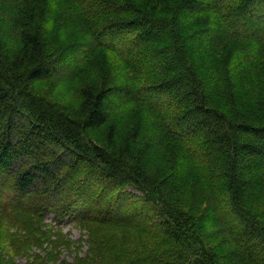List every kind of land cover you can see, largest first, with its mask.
Segmentation results:
<instances>
[{"label": "trees", "instance_id": "trees-1", "mask_svg": "<svg viewBox=\"0 0 264 264\" xmlns=\"http://www.w3.org/2000/svg\"><path fill=\"white\" fill-rule=\"evenodd\" d=\"M54 11L78 19L89 52L109 53L75 106L34 89L55 74ZM84 162L101 191L130 185L159 207L156 228L180 250L149 264H222L234 252L182 207L186 164L223 189L238 219L228 246L264 264V227L246 206L248 173L264 166V0H0V198L10 185L14 206L64 217L90 189L77 178ZM108 203L74 218L148 223Z\"/></svg>", "mask_w": 264, "mask_h": 264}, {"label": "rangeland", "instance_id": "rangeland-1", "mask_svg": "<svg viewBox=\"0 0 264 264\" xmlns=\"http://www.w3.org/2000/svg\"><path fill=\"white\" fill-rule=\"evenodd\" d=\"M58 4L62 6L61 1ZM48 34L47 53L53 51L58 55L55 74L36 82L34 89L53 101L75 106L79 102L81 83L90 78L98 66L106 65L109 53L96 46L89 52L95 43L78 19L67 18L57 11L50 17ZM83 40L86 42L82 43ZM206 170L196 164L183 166L181 174L186 192L180 194L182 207L199 216L206 232L218 233L216 240L222 242L225 251L232 247L234 252L223 256L222 264H248L235 246H228L231 236L228 228L238 219L228 212V199L221 198L223 189L203 177ZM92 174L91 167L84 162L77 178L88 180L90 189L87 186L79 193L73 212L64 217H55L54 211L34 217L14 206L8 185L0 198V264H149L147 257L161 258L180 250L156 228L159 207H152L130 185L118 191L103 192L96 187L97 179L94 180ZM248 179L246 206L264 227V166L251 170ZM117 194L119 198L113 196ZM63 197L64 194H59L58 199ZM206 199L209 200L207 205L204 204ZM109 201L129 205L133 212L147 217L148 223H128L124 214L116 218L124 222L99 226L74 218L75 213H84Z\"/></svg>", "mask_w": 264, "mask_h": 264}]
</instances>
